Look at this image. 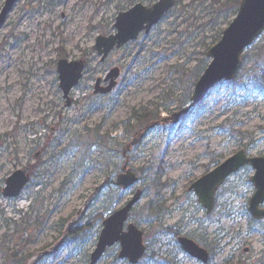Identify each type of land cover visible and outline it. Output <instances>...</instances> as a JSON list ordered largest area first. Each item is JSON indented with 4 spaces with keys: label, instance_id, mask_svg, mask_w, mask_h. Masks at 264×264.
<instances>
[{
    "label": "rangeland",
    "instance_id": "1",
    "mask_svg": "<svg viewBox=\"0 0 264 264\" xmlns=\"http://www.w3.org/2000/svg\"><path fill=\"white\" fill-rule=\"evenodd\" d=\"M159 1L19 0L0 26V246L21 250L28 263L90 264L102 222L139 192L131 221L148 246L139 264H200L182 251L178 237L207 250L201 238L213 244L219 252L211 264H264V222L249 233L251 168L218 190L210 217L189 192L241 150L250 158L264 157V64L252 72L254 48L263 38L245 51L235 80L217 84L194 105L193 73L203 60L205 70L210 65L204 54L235 20L241 0H176L149 34L102 62L96 41L116 34L118 15ZM6 2L0 0V17ZM61 60L86 63L70 105L60 88ZM114 69L117 86L96 95V82L106 88ZM168 95L172 100L165 103ZM139 110L169 121L152 126L131 150L129 167L143 179L122 191L115 184L117 168L126 161L123 146L134 138L123 124ZM18 170L31 182L19 198L6 199L2 190ZM149 204L164 211L151 227L145 223ZM14 222L28 231L18 236ZM162 226L179 236L161 233ZM119 253L117 245L98 264H129Z\"/></svg>",
    "mask_w": 264,
    "mask_h": 264
},
{
    "label": "water",
    "instance_id": "2",
    "mask_svg": "<svg viewBox=\"0 0 264 264\" xmlns=\"http://www.w3.org/2000/svg\"><path fill=\"white\" fill-rule=\"evenodd\" d=\"M19 0H7L0 17V26L4 24L8 14L13 10ZM175 6V0H160L151 8L142 4L135 5L127 12L121 13L116 19L114 29L116 34L109 37H99L94 50L101 56L104 62L108 55L115 49L119 50L126 44L137 40L143 32L149 34L151 30L161 22L164 16ZM264 33V0H242L239 5L237 17L230 26L223 32L221 40L207 53L211 60L210 65L204 71L198 82L195 84L191 101L198 105L207 98L209 92L223 81L235 80L242 66V56L246 49L251 47ZM86 63L84 61L69 62L61 60L58 62V74L60 88L64 93L67 104L70 105V93L81 82ZM119 70H112L105 82H110L106 88L101 86V80L96 82L95 94L107 95L117 86ZM174 116L173 119H177ZM170 119V120H173ZM169 119H163L145 129L139 131L133 140L126 146L124 155L137 146L144 138L146 132L155 125L165 124ZM129 159L126 157L122 173L117 177L116 185L124 191L133 187L138 182V177L128 168ZM250 166L254 175L250 182L254 186V194L249 201V213L256 221L264 220V157L249 158L244 150L235 154L232 158L216 168L211 173L203 176L194 183L189 191H194L198 202L211 215L215 207V196L218 189L225 181L241 169ZM30 177L25 171L15 172L6 182L2 195L6 199L18 198L25 187L29 184ZM141 200V194L137 192L134 197L119 211L103 223V230L100 234L96 250L91 256L90 264H98L105 255L107 249L120 244L121 251L119 259H127L130 264H138L146 252L143 232L135 225L127 226L124 231L133 208ZM179 244L183 251L191 258L203 264L209 263L208 252L201 248L194 241L187 238H180ZM248 250H245L247 253Z\"/></svg>",
    "mask_w": 264,
    "mask_h": 264
},
{
    "label": "trees",
    "instance_id": "3",
    "mask_svg": "<svg viewBox=\"0 0 264 264\" xmlns=\"http://www.w3.org/2000/svg\"><path fill=\"white\" fill-rule=\"evenodd\" d=\"M238 3L239 2H235V7H237ZM262 38H263L262 43H261L262 45L254 48V52H255L254 54L255 55H254L253 59H254V66L255 67H253L252 72L256 70L255 68L257 67V65L259 63L264 64V37H262ZM219 40H220V37L216 38L214 40V44H216ZM204 56H206V54H204ZM205 67H206V62L203 60L202 62H200V64L198 65V67L195 69V71L193 73V76L191 78L192 85H195L196 81H198L200 76L203 74ZM183 75H185V74H183ZM187 99H188V97H187ZM170 100H172V97H170L169 95L165 96V98H164L165 103H167V101H170ZM172 103H174V102H172ZM160 119H161V117L158 116V114L155 112L147 113L146 110H139L137 112L133 111L132 115L129 118V121L124 123L123 126H124L125 132L128 135H131V134H134L135 132H137L139 130L145 129L146 127H148L149 125L159 121ZM130 123H134V126L131 127ZM130 129H132V130H130ZM96 140L99 141L98 136H97ZM108 142H109V140L104 144L105 147H106V145H108ZM120 147H122V144L120 145ZM117 169L119 171L121 168L118 166ZM154 175H155V171L150 169L149 170V178H152ZM141 179H143L142 176L140 177V181H141ZM150 183H151L152 188L157 189L158 185H157L156 179H153L152 182H150ZM0 194H1V191H0ZM109 197H111V195ZM146 210H147V213H150L147 216V219L145 222L148 224L149 227H151V225L153 223V218H155L159 214L164 213V211L159 206L158 207L154 206L152 208L151 204H149L147 206ZM133 214H134V212H133ZM133 214L131 215L132 219L134 217ZM227 217H228V214H226L225 216H222V218H227ZM248 217H249V231H250L249 233H254L255 230L253 228H255V226H257V225L259 226V224L254 222L250 216H248ZM18 225H19L18 222H14V233L17 234L18 236H22L28 230L23 229V226H18ZM25 225H28V224H25ZM161 229H162L161 233L169 232L174 237H178V235H179L176 231L172 232L169 229L164 230V226H162ZM203 238H201V241H205V244L208 245V250L211 254V261H213V254L215 256V254L218 253L219 250H216V247L213 244H208L207 240H203ZM4 241L9 242V239L6 238V239H4ZM211 245H213V246L211 247ZM3 247H5V246L1 245L0 250L3 251V253H4V264H27L28 263L29 259H26L23 256L20 257L21 252H22L21 250L16 251V253H15V252H12L9 250L7 251V249H5Z\"/></svg>",
    "mask_w": 264,
    "mask_h": 264
}]
</instances>
